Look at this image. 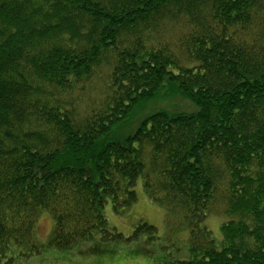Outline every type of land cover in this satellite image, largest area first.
<instances>
[{"label":"trees","instance_id":"trees-1","mask_svg":"<svg viewBox=\"0 0 264 264\" xmlns=\"http://www.w3.org/2000/svg\"><path fill=\"white\" fill-rule=\"evenodd\" d=\"M159 96L196 110L108 139ZM140 178L190 230L168 264H264V0H0V264L155 240L147 221L125 237L105 215L137 202Z\"/></svg>","mask_w":264,"mask_h":264},{"label":"rangeland","instance_id":"rangeland-1","mask_svg":"<svg viewBox=\"0 0 264 264\" xmlns=\"http://www.w3.org/2000/svg\"><path fill=\"white\" fill-rule=\"evenodd\" d=\"M159 110L194 112L196 106L181 97L159 96L138 106L132 116L113 128L108 139L122 141L135 131L142 118ZM135 189L138 200L127 212L118 214L110 202L107 204L105 215L109 226L128 237L133 234L138 223L144 220L157 227L155 240H149V234L144 233L132 241H92L68 251L52 248L35 257L31 264H168L173 259L187 258L190 230L183 225L182 219L171 221L167 218L166 210L153 203L145 193L143 178L138 180ZM225 220L226 217L220 214H212L204 222L218 248L222 244L221 226ZM37 227L39 239L46 242L53 227V218L48 211L41 213ZM91 247L93 251H89Z\"/></svg>","mask_w":264,"mask_h":264}]
</instances>
